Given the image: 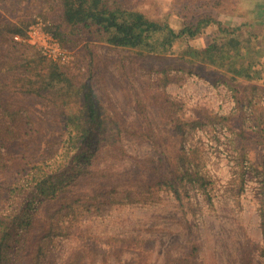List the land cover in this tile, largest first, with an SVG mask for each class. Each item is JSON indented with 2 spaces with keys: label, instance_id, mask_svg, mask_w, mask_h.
Segmentation results:
<instances>
[{
  "label": "rangeland",
  "instance_id": "rangeland-1",
  "mask_svg": "<svg viewBox=\"0 0 264 264\" xmlns=\"http://www.w3.org/2000/svg\"><path fill=\"white\" fill-rule=\"evenodd\" d=\"M104 1L109 6L120 1L149 19L165 20L177 31L185 21L194 24L212 11L214 18L224 25L241 26L240 34L249 42L241 51V58L234 57L235 52L228 49L225 66H205L197 61L193 74L188 75L183 70L189 69V65L180 57L196 59L192 51H200L213 41L217 24L203 27L194 38L177 41V54L147 56L138 55L134 49L101 42L91 29H84L87 39L76 43L77 36L63 29L67 41L61 44L71 56L65 64L47 59L27 41H0V83L3 84L0 123L8 125L14 115L29 116L34 123L30 126L31 135L35 137L29 153L11 149L20 155L18 162L25 170L14 168L0 177V185L4 187L0 188V213L10 212L19 204L13 197H7L10 184L15 180L22 183L30 166L63 151L65 116L53 103L56 94L48 90L43 96L22 94L17 90L18 84L4 87L23 78L39 80L37 85H44L38 74L48 71L51 61L60 65L75 85L90 80L100 101L112 107L125 130L148 132L140 103L146 109L151 133L167 137L156 145L152 140L125 134L122 155L110 154L107 146L98 148L96 156L91 157L92 165L110 177H97L80 189L69 188L65 195L93 191L100 185L109 186L112 181L143 179L145 172L140 166L143 160L171 159L181 146L199 152L201 172L211 178L212 186L209 197L191 190L183 207L171 192L162 190L153 203L118 205L104 208L98 215L82 216L68 236L57 239L49 264H186L184 258L192 246L196 248L195 264H241L247 255L251 256L252 264H263L259 251L264 247L260 186L264 177L256 170L264 171V22H254L261 11L264 15V3L260 4L263 10L260 6L256 11L240 7L243 10L239 14L240 9L234 8L236 0H217L211 10L200 6L202 3L198 4V10L192 9L193 4L191 9H186L182 4H174V0ZM44 8H49L45 0H0V21L29 23L24 28L26 31L40 18L56 33V14L48 18L39 15L38 11ZM38 56L49 62H38ZM164 69H171L167 85L161 82ZM233 69L237 72L244 69L243 75H233ZM255 86L258 90L252 95ZM153 91L165 93L179 105L169 114L173 118L171 123L150 100ZM248 98L253 99L250 106H247ZM237 99L245 104L239 106ZM9 110L16 114L11 116ZM216 114L230 119L225 124L213 125L208 117ZM256 116H260L259 124ZM191 121H201L203 125L192 129ZM177 127L186 131L184 140L176 136ZM0 152L5 153L2 147ZM53 207L52 201L40 204L37 200L39 221H45Z\"/></svg>",
  "mask_w": 264,
  "mask_h": 264
},
{
  "label": "trees",
  "instance_id": "trees-1",
  "mask_svg": "<svg viewBox=\"0 0 264 264\" xmlns=\"http://www.w3.org/2000/svg\"><path fill=\"white\" fill-rule=\"evenodd\" d=\"M23 1V0H22ZM234 8L247 6L254 11L261 8L264 0H236ZM217 0H174L175 4H182L184 8L198 10L200 6L213 9ZM49 8L38 11L39 15L48 18L56 14V33L60 42L65 45L67 39L63 29L77 36L76 43L83 42L87 35L83 34L84 29H91L101 42L114 47L129 48L136 50L140 56L149 54L159 55L177 54L176 42L179 40L194 38L201 33L203 27L211 24L218 25V32L213 41L200 51H192L196 59L180 57L189 65L184 69L188 75H192L197 61L205 66H225L228 59V49L235 52L234 57L241 58V51L246 49L249 39L240 34L242 27L230 28L214 18L212 11L205 13L194 24L186 21L180 30L172 29L165 20L149 19L144 13L129 8L120 1L109 6L104 0H45ZM191 4V5H190ZM260 6V7H259ZM259 7V8H258ZM248 11V10H247ZM235 12V11H234ZM186 17V15H185ZM254 24L263 23L264 15L258 14ZM29 23H14L11 21H0V41H13L15 36H25V26ZM254 26V25H253ZM162 35H159L161 34ZM38 62L49 60L38 56ZM232 57L231 59H235ZM49 69L44 74H38L44 85H37L38 81L30 78L13 80L12 84H5L4 87L16 86L22 94H33L43 96V92L55 93L53 103L58 107L64 118L65 139H63L62 152L45 161H38L29 167L22 183L15 180L8 187L7 197H13L15 203L19 202L10 212L0 213V264H49V257L52 248L56 245L57 239L69 235L70 229L75 226L80 217L88 214H100L104 208L114 206L139 205L153 203L158 199L162 190L173 194L175 199L184 206L189 192L194 190L202 192L209 197V190L212 186L211 178L201 172L202 162L199 152L196 149H186L181 146L176 154L170 159L147 157L140 163L145 172L143 179H129L127 182H110L109 186L100 185L93 191L68 192L69 188L80 189L85 184H90L95 178H109V174L99 171L93 167L92 156L102 146H107L110 154L119 152L125 153L123 138L125 134L131 137L153 141L156 145L160 139H167L166 136L157 137L151 133V123L148 121L146 109L139 103V109L143 116L148 132L131 133L124 129L118 116L113 114V109L100 101L95 93L90 80L81 85H75L67 77L62 67L51 61ZM242 69L241 71H243ZM171 69L162 71L161 82L167 85ZM241 71L233 69V75ZM232 81L235 79L231 78ZM214 82V81H213ZM57 83H63L58 86ZM218 83V81H215ZM3 84L0 83V87ZM153 86V84L151 85ZM58 87V88H57ZM253 94L258 88L253 87ZM12 99V98H11ZM59 99V101H57ZM150 100L161 109V114L168 117L167 122L171 123L173 118L169 115L179 105L172 101L168 95L157 94L154 91L150 94ZM237 104L243 106L237 99ZM247 106L253 102L252 98L247 99ZM243 104V105H241ZM15 109L17 107H14ZM23 110V106H20ZM13 114L15 111L9 110ZM16 114V113H15ZM229 116L212 115L208 121L213 125L225 124ZM258 124L260 116H256ZM32 119L28 116H13L8 125L0 123V147L5 153L0 152V177L12 169L25 170L18 162L19 154L12 152V148L19 152H30L34 142ZM201 121H191L190 128L195 129L202 126ZM174 129V127H172ZM186 131L176 128V136L184 140ZM264 177V171L256 170ZM261 209L262 225L264 226V179L261 180ZM0 188H4L0 185ZM52 201L54 207L51 214L45 221H39L36 216L35 203ZM188 231H191L189 226ZM259 256L264 264V247L260 248ZM196 248L191 247L190 253L184 258L186 264H195L193 261ZM242 260L241 264H252L251 256Z\"/></svg>",
  "mask_w": 264,
  "mask_h": 264
},
{
  "label": "built area",
  "instance_id": "built-area-1",
  "mask_svg": "<svg viewBox=\"0 0 264 264\" xmlns=\"http://www.w3.org/2000/svg\"><path fill=\"white\" fill-rule=\"evenodd\" d=\"M15 41H27L37 48L47 59L56 63H69L71 56L58 37L40 18L27 27L25 36H15Z\"/></svg>",
  "mask_w": 264,
  "mask_h": 264
}]
</instances>
